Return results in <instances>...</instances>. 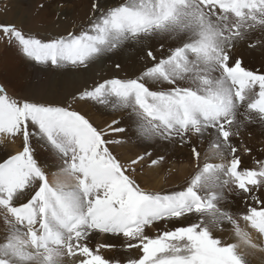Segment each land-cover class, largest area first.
<instances>
[{
  "label": "snow or ice",
  "instance_id": "obj_1",
  "mask_svg": "<svg viewBox=\"0 0 264 264\" xmlns=\"http://www.w3.org/2000/svg\"><path fill=\"white\" fill-rule=\"evenodd\" d=\"M54 21L67 29L0 23V42L32 69L20 95L0 84V264H251L248 250L264 253V155L247 143L264 137V62L246 61L264 54V0H88L82 17ZM108 61L112 75L69 87ZM89 107L110 119L95 123ZM131 144L143 152L117 154ZM173 156L191 168L182 183H141Z\"/></svg>",
  "mask_w": 264,
  "mask_h": 264
},
{
  "label": "rangeland",
  "instance_id": "obj_2",
  "mask_svg": "<svg viewBox=\"0 0 264 264\" xmlns=\"http://www.w3.org/2000/svg\"><path fill=\"white\" fill-rule=\"evenodd\" d=\"M42 2L46 3L47 6L51 4V8L52 6L53 8L49 11H47L46 8L42 9L37 14V5ZM58 2L59 0H0V23L15 24L18 27H22L26 31L38 33L41 36H47L53 32H63L65 29H67L68 23L65 22L59 26H56L54 18L51 16V13L60 11V9H57L56 7ZM63 2L66 5L68 4V0H63ZM10 6H14V9H16V12L14 13H17L18 15L14 13L10 15L9 12H4L8 9H11ZM86 11L87 3L81 6L78 12L69 13L68 15L72 16L74 14H78L82 17ZM45 21L52 23L49 29L42 28V26H44L42 22ZM262 62L263 61L258 60L251 63L259 66V64ZM105 64L106 63L103 62L97 64L87 76H81L80 81H72L69 84V87L72 90H76L77 88L82 87L86 80H90L93 77L99 78L101 76L112 75V64H110L109 69H104L103 67ZM31 71L32 69L27 67V62L19 56L14 46L0 42V84H4L10 94H21L23 88L28 83L26 78L31 73ZM123 74L124 73H120V75ZM247 143L254 149L253 155H255L257 158H260V155H264V153L260 152V149L264 148V137H261L258 129L253 133L252 136L247 138ZM143 150L144 149L142 147H138L133 153H131L128 148L117 149V154L126 159L135 153L143 152ZM178 155L183 157L186 155V152H178ZM246 159L248 166H251V159ZM183 164L188 166L186 161L183 163H178L175 156H173L171 161L164 168H157L156 170L148 169L141 174L139 179L142 184H147L148 186L154 187L156 189H171L177 184L182 183L191 173V168L189 167L187 170H185V174H179V176L175 174V166H183ZM169 168L172 169V178L166 181L164 176L167 174ZM226 236L228 238V242H239L230 232L227 233ZM248 251L251 253L248 256L251 264H264V253H260L258 251L253 252L250 250Z\"/></svg>",
  "mask_w": 264,
  "mask_h": 264
},
{
  "label": "bare ground",
  "instance_id": "obj_3",
  "mask_svg": "<svg viewBox=\"0 0 264 264\" xmlns=\"http://www.w3.org/2000/svg\"><path fill=\"white\" fill-rule=\"evenodd\" d=\"M87 1L88 0H68V4L66 5V7L64 9H60V11L66 12L67 14L76 13V12H78V10L81 6H83L84 4L87 3ZM10 7H11V9H8L7 11H4V12L5 13L9 12V14L11 15L12 13L16 12V9H14V6H10ZM52 8H53V6H52ZM52 8H51V4H49L46 7V10L49 11ZM14 14L18 15L17 13H14ZM51 16L54 18V13H51ZM20 18H21V16H20ZM42 23L44 24V26H42L43 29H49L51 27V24H52V23H49L48 21H45ZM249 59L251 60V62L258 61V60H261L264 62V54H261L258 51L254 52V53H247L246 54V61ZM121 61L123 63H125L129 69L131 68V62L130 61H125V60H123V58H121ZM110 64H112V62L108 61L104 65L103 68L109 69ZM75 81H80V77L76 78ZM85 110L90 112L95 123H97L99 125H103L106 120L110 119L109 116L102 114L100 112H97L94 108L89 107L88 109H85ZM138 147L139 146H137L135 144H131V145H126L124 147H120L118 149H127L128 148L130 150V152L133 153ZM187 168H189V166H185V164H183V166H175V174H177V176H179V174H185V170H187ZM242 227H243V224H242ZM2 236H3V231H2V229H0V238H2ZM250 251H252V250H250ZM105 255L111 256V255H113V251L112 250H105Z\"/></svg>",
  "mask_w": 264,
  "mask_h": 264
}]
</instances>
